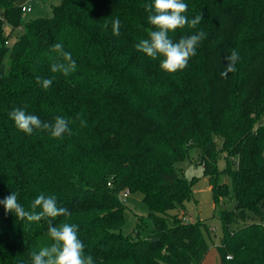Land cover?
Returning a JSON list of instances; mask_svg holds the SVG:
<instances>
[{"label": "trees", "instance_id": "16d2710c", "mask_svg": "<svg viewBox=\"0 0 264 264\" xmlns=\"http://www.w3.org/2000/svg\"><path fill=\"white\" fill-rule=\"evenodd\" d=\"M183 2L184 15L203 19L170 38L201 30L206 38L186 68L168 72L162 56L153 60L135 47L155 30L144 7L154 0H63L49 18L27 22L11 49L6 42L23 11L18 0H0L1 23L11 25L7 35L0 27V200L15 192L31 211L43 193L70 212L29 222L0 204V264H32L31 252L53 242L49 221L77 225L94 264H200L208 252L201 222L168 216L191 198L192 180L174 164L192 148L200 152L213 202L234 201L219 214V264H264V0ZM56 43L76 62L67 76L51 71L63 62ZM233 49L237 70L224 78ZM36 77L52 85L44 89ZM15 108L50 124L63 117L71 134L28 135L9 116ZM123 190L139 192L149 209L151 227L138 216L132 236L122 232Z\"/></svg>", "mask_w": 264, "mask_h": 264}, {"label": "clouds", "instance_id": "9594fccd", "mask_svg": "<svg viewBox=\"0 0 264 264\" xmlns=\"http://www.w3.org/2000/svg\"><path fill=\"white\" fill-rule=\"evenodd\" d=\"M148 12L147 20L155 30L148 31V39L141 40L135 45L138 51L143 52L148 57L156 60L162 56L160 67L168 72H176L187 67L191 57L196 55L198 44L206 38V33L201 30L196 34L181 37L178 42H173L169 33L187 26L194 29L203 19L201 14L189 19L184 13L187 12L188 5L183 0H154L152 4L144 5ZM112 33L114 36L120 34V20L117 18L112 22ZM107 30L108 24L104 25ZM53 51L59 54L63 62H56L51 65L53 73H62L67 76L76 69V62L72 59L70 52L63 50L62 43L53 45ZM225 60L224 71L221 76L227 78L229 73H234L239 60V53L233 49ZM38 84L42 88L48 89L52 85L51 79H41L36 77ZM18 130L31 135L34 130L48 131L53 138H62L65 133L71 134L68 121L57 116L54 124L41 121L36 115L27 114L22 108H15L9 113ZM79 118V116L77 117ZM81 126H86V121L81 119ZM6 212H12L20 220L40 221L41 219L68 217L70 212L65 207H58L54 195L39 194L32 201L31 211L18 202L17 194L12 192L9 196L0 200ZM41 209L39 212L36 209ZM78 226L70 223H62L55 226L48 222V234L53 241L50 246L41 248L38 252H31L32 264H94L93 257L85 254V245L78 238Z\"/></svg>", "mask_w": 264, "mask_h": 264}, {"label": "rangeland", "instance_id": "374dc122", "mask_svg": "<svg viewBox=\"0 0 264 264\" xmlns=\"http://www.w3.org/2000/svg\"><path fill=\"white\" fill-rule=\"evenodd\" d=\"M63 0H18L21 7H30L29 12H23L21 25L13 30L7 39V47L11 49L15 43L16 37L23 31L24 25L30 20L39 18H49L52 15V8L58 6ZM2 20V11L0 9V27L3 35L11 29V25L7 21ZM8 53L5 55L4 63L7 68L9 65ZM219 142V140H217ZM218 170L225 168V160L220 153L216 162ZM175 169L185 179L192 180L191 198L184 202L182 207H175L168 211L169 218H180L186 222H201V231L208 245V252L200 264H219V254L217 247L223 235L222 225L220 221V210L230 209L234 205L233 200L223 199L218 203L213 202L212 193L207 177L203 173V166L200 163V152L197 148H192L188 152V156L177 161ZM220 182H226L231 185L230 178L220 175ZM124 208V225L122 232L125 235H133L137 224V217L142 216L148 228L151 227V220L147 217L149 209L142 199L139 192L129 193L125 199ZM214 228L213 231H209Z\"/></svg>", "mask_w": 264, "mask_h": 264}, {"label": "built area", "instance_id": "2783aa9c", "mask_svg": "<svg viewBox=\"0 0 264 264\" xmlns=\"http://www.w3.org/2000/svg\"><path fill=\"white\" fill-rule=\"evenodd\" d=\"M21 10L23 11V12H29L30 11V7H26V8H24V7H21ZM6 44H7V42H6ZM129 194V191L128 190H123V191H121L120 193H119V200L122 202V203H125V199H126V197H127V195ZM183 220V219H182ZM184 221V220H183ZM210 230L211 231H213L214 230V228H210ZM231 257L230 256H227V259H230Z\"/></svg>", "mask_w": 264, "mask_h": 264}]
</instances>
